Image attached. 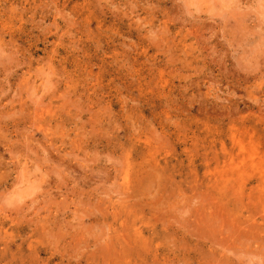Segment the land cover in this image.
<instances>
[{
	"label": "rangeland",
	"instance_id": "1",
	"mask_svg": "<svg viewBox=\"0 0 264 264\" xmlns=\"http://www.w3.org/2000/svg\"><path fill=\"white\" fill-rule=\"evenodd\" d=\"M0 264H264V0H0Z\"/></svg>",
	"mask_w": 264,
	"mask_h": 264
}]
</instances>
